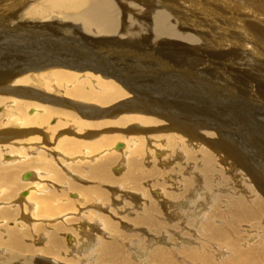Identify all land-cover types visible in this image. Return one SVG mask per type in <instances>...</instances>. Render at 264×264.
Segmentation results:
<instances>
[{"label":"bare ground","instance_id":"obj_1","mask_svg":"<svg viewBox=\"0 0 264 264\" xmlns=\"http://www.w3.org/2000/svg\"><path fill=\"white\" fill-rule=\"evenodd\" d=\"M182 1L0 0L18 9L8 28L34 43L51 28L47 39L74 53L48 48L0 83V264H264V179L232 168L216 127L193 135L142 107L137 87L71 38L135 35L147 16L160 33L203 0ZM226 4L264 16V0Z\"/></svg>","mask_w":264,"mask_h":264},{"label":"rangeland","instance_id":"obj_2","mask_svg":"<svg viewBox=\"0 0 264 264\" xmlns=\"http://www.w3.org/2000/svg\"><path fill=\"white\" fill-rule=\"evenodd\" d=\"M229 1L186 2L190 8L184 16L181 14L175 19L168 18L167 27L160 33L155 32L154 21L147 16L140 18L143 22L140 21L135 35L130 27L126 35H120L121 38L115 35L107 39L91 38L94 35L80 33L79 36L78 31L77 37L71 38L82 43L81 48H77L81 52L79 56L85 55L82 58L89 60L87 53L99 52L100 56L105 57L106 63L102 65L107 70L122 74L137 87V100L142 107L146 106L150 110L151 106V110L163 112V115L193 135L202 132L200 126L216 127L220 134L213 141L221 155L225 151L229 157H235L232 160L229 158L232 168L233 164L236 168L245 163L246 168L242 167V170L247 171L249 168L251 174L263 180L264 16L261 14V19L255 20L244 12L238 13L237 9L231 11L226 4ZM178 3L183 1L164 0L161 8L172 4L174 10H178ZM237 6L242 9L243 5ZM3 8L0 7V83L6 78L22 76L10 75L16 74L19 65L24 64L22 61L31 60L33 63L34 56L43 60L42 56L48 55V48L54 51L56 59V55L65 61L74 58L69 57L74 56L73 50L69 53L63 48L58 37L47 39V33L56 30L45 28L42 38L36 39L39 43H34L22 36V30L8 28L7 20L19 18L18 9L9 6L4 11ZM249 11L258 13V10L256 13L255 10ZM45 17L61 27L72 26L68 22H61L64 19L57 15ZM118 19L123 21L122 17ZM120 21L117 26L115 23L118 34L125 26ZM157 28L160 29V25ZM168 28L179 29L178 32L193 35L196 39L173 37L167 32ZM34 36L41 37L38 34ZM82 58L76 60H84ZM92 59L91 62L94 61ZM229 161L225 162L226 165H229Z\"/></svg>","mask_w":264,"mask_h":264}]
</instances>
